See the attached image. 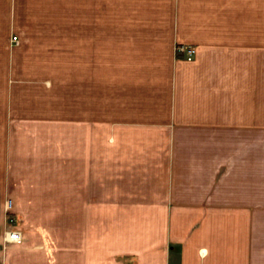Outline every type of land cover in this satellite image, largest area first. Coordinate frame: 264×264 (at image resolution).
<instances>
[{
  "label": "crops",
  "instance_id": "obj_1",
  "mask_svg": "<svg viewBox=\"0 0 264 264\" xmlns=\"http://www.w3.org/2000/svg\"><path fill=\"white\" fill-rule=\"evenodd\" d=\"M13 45L87 88L64 136L0 87V264H264V0H0Z\"/></svg>",
  "mask_w": 264,
  "mask_h": 264
},
{
  "label": "rangeland",
  "instance_id": "obj_2",
  "mask_svg": "<svg viewBox=\"0 0 264 264\" xmlns=\"http://www.w3.org/2000/svg\"><path fill=\"white\" fill-rule=\"evenodd\" d=\"M12 41L16 42L17 39L13 40L12 37ZM78 50L81 48L72 46L0 47V73L4 72L7 77L0 78V87L12 85L20 88L17 92H26L24 95H17L25 100L18 106L20 114L46 116L58 121V127L52 126L47 130L50 135L58 133L70 136V120L74 107L78 109V103L77 107L74 104L76 97H81L82 90L87 88L86 73L78 72L76 67ZM0 179L6 182L7 176L0 175ZM20 223L19 214H15V222L10 225L4 218L5 246L10 244L4 241L6 232L17 231L13 228Z\"/></svg>",
  "mask_w": 264,
  "mask_h": 264
},
{
  "label": "built area",
  "instance_id": "obj_3",
  "mask_svg": "<svg viewBox=\"0 0 264 264\" xmlns=\"http://www.w3.org/2000/svg\"><path fill=\"white\" fill-rule=\"evenodd\" d=\"M13 40H16V37H13ZM175 54L177 57L192 61L195 54V48L188 44H177L175 46ZM5 220L9 225L15 222V213L13 211L12 200L10 199L5 201ZM20 240V233L15 230H8L4 237L5 243H18Z\"/></svg>",
  "mask_w": 264,
  "mask_h": 264
}]
</instances>
